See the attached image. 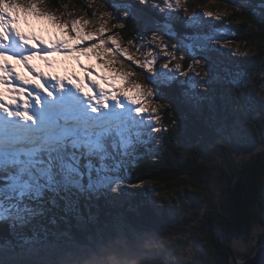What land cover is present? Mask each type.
<instances>
[{
  "label": "snow or ice",
  "instance_id": "1",
  "mask_svg": "<svg viewBox=\"0 0 264 264\" xmlns=\"http://www.w3.org/2000/svg\"><path fill=\"white\" fill-rule=\"evenodd\" d=\"M4 3L0 227L7 225L9 236L0 237V264H5L6 251H16L13 237L53 209L60 210L68 225L61 242L54 244L53 264H106L113 254L107 245L121 240L137 242L131 258L143 264H209L196 255L207 256L198 242L181 244L178 238L162 239L155 230L134 231L120 217L99 225L92 211L97 205L91 202L106 196L124 197L121 203L138 199L139 218L150 224L184 212L182 190L164 196L151 181L132 183L122 174L126 160L163 131L181 155L205 159L207 153L209 163L264 153V59L255 67L243 59L222 60L219 53L224 50L230 57L240 56L231 47L234 41L202 30L204 18L224 20L227 27L229 16L264 28V0H230L231 11L222 14L190 11L182 0H88L69 23L60 17L66 35L46 29L24 0ZM77 20L87 21L84 35L91 33V38L68 47L69 37H75L71 23ZM125 35L143 60L122 43ZM81 49L92 53L88 59L95 57L96 64L82 63L84 55L74 58V51ZM158 58L165 62L156 67ZM73 61L84 75L57 71L58 63ZM133 66L141 71H130ZM70 95L85 105L88 116L69 102ZM163 116L170 119L161 128L157 125ZM246 208L250 211L241 216L243 231L229 238L226 264H264V183ZM49 219L59 223L54 215ZM74 223L85 239L73 238ZM31 239L29 234L19 245Z\"/></svg>",
  "mask_w": 264,
  "mask_h": 264
},
{
  "label": "trees",
  "instance_id": "2",
  "mask_svg": "<svg viewBox=\"0 0 264 264\" xmlns=\"http://www.w3.org/2000/svg\"><path fill=\"white\" fill-rule=\"evenodd\" d=\"M51 1L54 7L62 9L59 2L61 0ZM78 1L85 8L83 0ZM210 1L213 0H182L188 7L195 6L196 3L207 4ZM229 2L230 0H226L227 7ZM227 10L231 11L230 8ZM237 19L238 17L234 16L227 17V27H224V20L212 19L213 23L204 26L202 30L210 35L220 34L234 41L231 46L240 48V56L233 59L246 60L249 66L255 67L264 59V28L248 27L244 23L234 22ZM128 30V35H131V29ZM133 39L138 40L137 37ZM226 51H222L225 56ZM219 58L222 59V56L219 55ZM182 66V70L186 69L187 60L182 61ZM169 119L170 117L163 116L158 127L163 128ZM154 135L156 140L152 145L140 148L126 160L127 166L122 174L132 183L142 179L151 181L152 186L164 196L182 190L186 195H181L179 202L185 204V199L188 198L191 201L189 207L184 212L175 213L166 222L150 224L139 218L136 210L138 199L121 203L125 200L124 197L106 196L104 200L91 202L97 205L92 211L98 216V224L110 225L120 217L134 231L155 230L162 234V238H178L181 244L198 242V247L207 253L206 257L200 255L199 258L207 259L209 264H226L229 238L243 231L241 216L250 211V208H246V203L251 205L261 183H264V153L254 154L243 161L225 158L209 163L210 157L207 153H204L205 159H201L199 155L189 157L181 155V152L170 144L168 132L163 131ZM228 165L230 167H227ZM53 215L59 221L56 225L49 219ZM60 216V210L53 209L48 215L33 221L27 230H21L14 236L17 248L15 252H5L3 256L5 264H48L34 256H28L27 250L31 247L38 250L51 247L55 253L54 244L61 242V233L68 227ZM71 229L74 239L86 238L75 223ZM29 234L32 237L31 242L20 246V239ZM8 236L7 225L0 227V237L7 239ZM136 246L137 242L133 240L109 242L107 248L113 254L107 258L106 264H135V261L143 264V261L131 258L133 248ZM213 248L215 256L212 255ZM155 251L154 249L149 254H154ZM54 253L48 256L54 259Z\"/></svg>",
  "mask_w": 264,
  "mask_h": 264
},
{
  "label": "rangeland",
  "instance_id": "3",
  "mask_svg": "<svg viewBox=\"0 0 264 264\" xmlns=\"http://www.w3.org/2000/svg\"><path fill=\"white\" fill-rule=\"evenodd\" d=\"M24 2L26 4L31 5L30 11L35 13L37 19L45 25L46 29H50L52 32L59 31L61 33V35H66V29H64L63 24L60 23V17L64 18V23H69L70 21H72L73 16L80 15L81 10L84 9L82 3L78 0H67L66 2H64L62 0L59 1L62 8H63L62 10H64V12L57 11L51 0H24ZM87 2H88V0H83V4H85V7H86ZM37 5H39V7H37ZM5 8H6V5L4 3V0H0V10H4ZM189 9H190V11L191 10H195V11H199V12L212 11L213 13H216V14H222L225 11V9H228V7H227L226 0H213L207 4H198L196 6H190ZM89 11H91V10H89ZM184 14L186 15V13H184ZM86 23H87V21L85 20V24ZM85 24H81L80 21H78V20L71 23L72 31L75 32V37L74 38L69 37L68 45H67L68 47H74V45H76L80 41L81 38H83V39H90L91 38V33H89V35H87V36L84 35ZM128 31H130V30H128ZM44 34L47 36V33H44ZM128 39H129V37H127V36L122 37V43H124L125 46H129V45H127ZM136 42L138 43L139 41L137 40ZM129 47H130V51H132L133 53H136V49L134 47H131V46H129ZM232 48L239 50L238 47H232ZM141 51H143V49ZM91 54L92 53H90L86 49L76 50V51H74V58L78 59L80 55H84L86 59L82 57L81 58L82 63H84L85 65L96 64V58L95 57H92L90 60L88 59ZM136 56L138 59H141V60L144 59V56L140 55L139 53H136ZM55 59L57 61H60L61 58L55 57ZM230 59H231V57H229L228 60H230ZM164 62H165V60L163 58H158V60H157L158 66H160ZM37 63H39V62H37ZM174 64H175V61H172L170 63V67ZM66 69L71 70V71H76L78 74L84 75V73L81 71L79 66L74 61L71 64H68V63H58L57 64V71H59L60 74H63ZM129 70L130 71H136V72L141 71L140 69L135 68V66H133ZM132 79L137 80V82L144 83L142 81L141 76L140 77L134 76V77H132ZM76 105L80 109L82 116H88L90 114L89 112H85V105L81 104L79 99L76 102ZM254 154H258V153H253L252 156ZM246 159H249V158H246ZM190 202H191L190 199H188V198L185 199V204H187V207H189ZM162 239L167 240L168 238H162ZM191 243H193V242H191ZM27 251H28V256H30V257L34 256V258L42 260L48 264H53V258L48 256V255H51L54 253L53 248L47 247V248H43V250L42 249L38 250L35 247H31L30 250H27ZM43 251H45V253H43ZM196 255L199 257L201 254L198 252V253H196ZM134 263L135 264H141L140 262H137V261H135Z\"/></svg>",
  "mask_w": 264,
  "mask_h": 264
}]
</instances>
